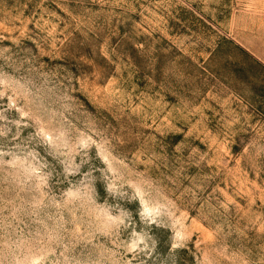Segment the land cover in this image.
<instances>
[{"label": "rangeland", "instance_id": "1", "mask_svg": "<svg viewBox=\"0 0 264 264\" xmlns=\"http://www.w3.org/2000/svg\"><path fill=\"white\" fill-rule=\"evenodd\" d=\"M0 264H264V0H0Z\"/></svg>", "mask_w": 264, "mask_h": 264}]
</instances>
